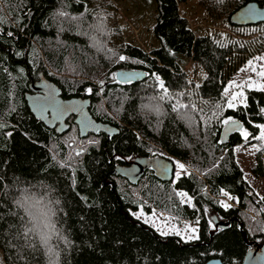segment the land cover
Returning a JSON list of instances; mask_svg holds the SVG:
<instances>
[{
    "label": "trees",
    "instance_id": "trees-1",
    "mask_svg": "<svg viewBox=\"0 0 264 264\" xmlns=\"http://www.w3.org/2000/svg\"><path fill=\"white\" fill-rule=\"evenodd\" d=\"M187 1L153 0L159 46L147 53L115 40L109 0H0L4 264H206L211 259L242 264L249 250L264 244V195L244 180L234 154L238 146L258 144L251 174L264 178V142L255 138L264 125V92L245 90L244 106L226 107L223 71L228 58L244 49L217 37L195 36L179 13ZM231 1L228 18L249 3L264 5V0ZM251 28L264 33V23L238 29ZM120 56L126 59L119 61ZM181 59L203 68L201 85L189 84ZM121 69L142 71L146 78L119 84L114 75ZM41 75L63 99H89L92 117L119 133L80 139L72 120L63 135L47 129L24 99ZM101 77L103 85L96 83ZM180 104L185 107L174 110ZM228 117L249 133L247 139L240 130L222 144ZM136 158L176 160L193 172L162 183L147 170L135 186L112 175ZM221 189L235 207L221 206ZM177 193L186 194L189 203ZM139 208L199 221L197 239L159 235L133 216ZM29 212L48 217L46 244L36 234L25 238ZM213 217L227 226L216 228Z\"/></svg>",
    "mask_w": 264,
    "mask_h": 264
},
{
    "label": "rangeland",
    "instance_id": "rangeland-1",
    "mask_svg": "<svg viewBox=\"0 0 264 264\" xmlns=\"http://www.w3.org/2000/svg\"><path fill=\"white\" fill-rule=\"evenodd\" d=\"M109 1L111 4L109 12L114 17L115 26L118 29L114 35L115 40H120L124 44L137 47L147 53L159 46L158 41L153 35L156 19V9L153 0ZM220 4L211 0H188L185 4L179 5V13L187 20L189 28L195 36L217 37L224 43L231 42L244 49L242 52L233 53L228 58L227 65L223 71V79L227 89V92L225 91L227 98L226 107L229 108L228 101L231 99L232 94L239 92H242L243 95L238 96L234 103L236 107L244 106L245 90L255 89L264 92V76L260 75L261 72H264V59H255L256 57H264V39L261 37L264 33L258 28H234L230 24L228 14L232 11L235 3H232L230 0L228 3ZM226 10L229 11L225 12ZM112 42H114V38L113 41L111 39ZM103 45L109 49V44ZM111 46L110 48H112ZM103 55L108 58L106 54ZM118 60L121 61L119 58ZM249 61H252V63L249 64ZM180 67L185 73L189 84L194 86L201 85L205 78V72L200 65L188 59H181ZM98 80L100 82L96 83H100L101 85L105 83L102 77ZM224 126L225 124H223ZM259 142H264V140H259ZM257 146L258 144H243L234 149V154L239 167L243 171L244 180L261 197L264 195V178H255L251 174V169L255 163L254 157L258 149ZM128 162H131V160ZM172 163L175 168L172 183L178 179V172L180 173L179 177L193 172L192 169L184 164V170L181 171L177 165L182 163L176 160H173ZM178 196L182 202L189 203L186 195ZM219 202H224L229 204L230 207H235L234 201L224 195L219 198ZM132 214L136 219L153 228L161 236H177L184 242H191L197 239L198 226L195 222L178 220L155 209L151 213L146 214L139 208ZM190 228H196V233L188 231ZM189 236H195L196 238L189 239ZM0 264H4L1 251Z\"/></svg>",
    "mask_w": 264,
    "mask_h": 264
},
{
    "label": "water",
    "instance_id": "water-1",
    "mask_svg": "<svg viewBox=\"0 0 264 264\" xmlns=\"http://www.w3.org/2000/svg\"><path fill=\"white\" fill-rule=\"evenodd\" d=\"M230 24L236 27L256 26L264 23V5L259 7L256 3H249L237 11L229 18ZM121 74H129L130 81L125 82ZM115 79L119 84L137 83L146 78L142 71L118 70L115 72ZM31 93L24 95L27 107L35 118L47 129L53 130L57 135H63L69 131L68 120L73 117L74 125L77 128L80 139L88 136L105 135L107 138L116 136L119 130L109 124L96 121L90 114L91 102L89 99L70 98L63 99L61 90L51 81L45 79L42 75L40 79L29 86ZM54 97L61 105H67L74 108L72 111L65 112L63 115L57 114L55 108L46 102V98ZM85 122L87 126H85ZM241 130V124L229 123L225 125L220 133L222 144H227L229 138ZM174 165L172 162L155 158L145 159L136 158L130 166H117L112 175L127 180L135 186L143 177L147 170H151L157 180L162 183H172L174 174ZM212 221L216 228L224 229L226 223H220L213 217ZM206 264H222L218 259H211ZM242 264H264V244L249 250L243 258Z\"/></svg>",
    "mask_w": 264,
    "mask_h": 264
},
{
    "label": "snow or ice",
    "instance_id": "snow-or-ice-1",
    "mask_svg": "<svg viewBox=\"0 0 264 264\" xmlns=\"http://www.w3.org/2000/svg\"><path fill=\"white\" fill-rule=\"evenodd\" d=\"M9 35H11V33H9ZM119 59L120 60H125L126 58L124 56H120ZM255 59H264V57H256ZM248 63L251 64L252 61H249ZM121 75H122V78L124 79L125 82L130 81L131 76L129 74H121ZM260 75L264 76V72H261ZM157 79H159V78L157 77ZM101 83H103V82H101ZM160 87L164 90L165 95H167V89L164 88V85H163L162 82H161ZM87 91L90 93L92 90L88 89ZM225 91L227 92V89ZM242 95H243L242 92L233 93L232 96H231V99H229V101H228V107L229 108L236 107L234 101H236L238 96H242ZM161 99H163V97H161ZM46 102L49 103L53 108H55V110L57 111L58 116L59 115H63L65 112L74 110V108L71 107V106L61 105L58 101H56L54 99V97L46 98ZM183 107H185V106L182 105V104L175 105L174 106V110H176L177 108H183ZM261 111L264 112V109H261ZM223 123L225 125H228L229 123L235 124L236 122L233 121L231 117H228L227 119L223 120ZM85 126H87L86 122H85ZM0 127H3V125H0ZM258 127L261 128V132H260V135L255 137V138L259 139V140H264V125H259ZM241 135L244 136L245 139H247L249 133H247L246 131L241 129ZM79 154L80 153L77 152V155H79ZM177 167L181 171L184 170V165L183 164H178ZM179 175H180V173L178 172L177 173V178H179ZM220 194L228 197V199H233V197H231L229 195V193L224 191L223 189H221ZM177 195L184 196L186 194L177 193ZM221 206L224 207V208L230 207L229 204H226L224 202H221ZM261 211H264V209H261ZM29 215L31 216V220H30L31 227L27 228L25 230V232H24L25 238H28L31 234H36L46 244L48 239H49V236H48V233L45 231V229H50L51 228V224L48 222V217L45 214H39L38 215V214L31 213V212H29ZM198 222L199 221H197V223ZM188 231H190L191 233H196L197 229L196 228H190V229H188ZM188 238L189 239H193V238H196V237L195 236H189Z\"/></svg>",
    "mask_w": 264,
    "mask_h": 264
},
{
    "label": "flooded vegetation",
    "instance_id": "flooded-vegetation-1",
    "mask_svg": "<svg viewBox=\"0 0 264 264\" xmlns=\"http://www.w3.org/2000/svg\"><path fill=\"white\" fill-rule=\"evenodd\" d=\"M69 120H72V121H74V118L73 117H71ZM69 120H68V122H69ZM74 124V123H73ZM76 127V126H75Z\"/></svg>",
    "mask_w": 264,
    "mask_h": 264
},
{
    "label": "clouds",
    "instance_id": "clouds-1",
    "mask_svg": "<svg viewBox=\"0 0 264 264\" xmlns=\"http://www.w3.org/2000/svg\"><path fill=\"white\" fill-rule=\"evenodd\" d=\"M39 215V214H38Z\"/></svg>",
    "mask_w": 264,
    "mask_h": 264
}]
</instances>
